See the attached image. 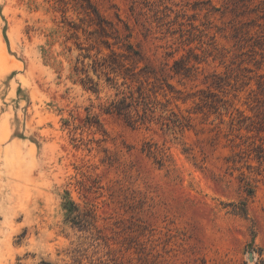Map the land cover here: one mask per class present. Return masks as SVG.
<instances>
[{
    "label": "rangeland",
    "instance_id": "obj_1",
    "mask_svg": "<svg viewBox=\"0 0 264 264\" xmlns=\"http://www.w3.org/2000/svg\"><path fill=\"white\" fill-rule=\"evenodd\" d=\"M42 260L264 264V0H0V264Z\"/></svg>",
    "mask_w": 264,
    "mask_h": 264
},
{
    "label": "trees",
    "instance_id": "obj_2",
    "mask_svg": "<svg viewBox=\"0 0 264 264\" xmlns=\"http://www.w3.org/2000/svg\"><path fill=\"white\" fill-rule=\"evenodd\" d=\"M188 68H182L181 66V62L179 61H176L175 62V65H174V68H173V71H174V74L175 75H183L184 77H187L188 76V73L186 72ZM126 103L125 101H112L110 103V105L105 109V111L107 113H118V114H122V111L125 109ZM39 264H53L49 261H46V260H42Z\"/></svg>",
    "mask_w": 264,
    "mask_h": 264
}]
</instances>
